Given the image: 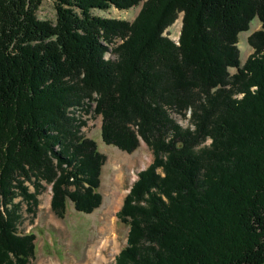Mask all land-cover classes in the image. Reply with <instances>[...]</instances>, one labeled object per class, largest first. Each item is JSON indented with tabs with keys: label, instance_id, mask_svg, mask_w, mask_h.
Here are the masks:
<instances>
[{
	"label": "trees",
	"instance_id": "obj_1",
	"mask_svg": "<svg viewBox=\"0 0 264 264\" xmlns=\"http://www.w3.org/2000/svg\"><path fill=\"white\" fill-rule=\"evenodd\" d=\"M43 1L0 0V264L34 258L15 229L42 183L59 219L68 201L100 207L106 157L69 112L91 103L104 144L153 155L116 214L129 231L113 264H264V0H51L55 23ZM140 4L132 22L92 13Z\"/></svg>",
	"mask_w": 264,
	"mask_h": 264
},
{
	"label": "rangeland",
	"instance_id": "obj_2",
	"mask_svg": "<svg viewBox=\"0 0 264 264\" xmlns=\"http://www.w3.org/2000/svg\"><path fill=\"white\" fill-rule=\"evenodd\" d=\"M138 7H130L127 11H118L111 8L107 11H93V15L105 18H113L132 22L140 10ZM39 20L55 23L56 11L51 0H44L36 11ZM181 28V15L165 32L173 41H177ZM261 29L259 21L255 18L249 27V31L238 35V50L240 52L241 66L246 59L253 53L248 44L249 35ZM114 59L113 54L107 52L104 59ZM234 69H229L233 74ZM95 103L85 107L87 112L82 110L70 109V117L78 118L84 122L80 128V134L92 139L97 150L106 157L102 167L100 177V187L98 192L102 196V203L98 209L91 214H84L75 211L73 204L68 201L63 219H59L50 209L51 192L49 187L42 183L43 188L37 195V207L33 213L27 212L26 204L21 205V221L17 224L16 233L35 235V256L29 264H86L90 262V250L95 244L104 237L110 235L108 232L109 224H114V230L118 235V244L109 246L108 250L103 251L104 262L101 264H113L115 257L126 246V236L128 227L121 224L116 214L122 206L123 199L129 192L130 187L136 180L137 173L145 169L152 161L151 150L141 141L140 146L132 154H127L118 150L116 147L106 145L101 140L100 126L101 117H94ZM187 119L183 120L176 113H171V117L182 127L189 126ZM192 127V126H191ZM193 128V127H192ZM33 192V187L26 183ZM18 200V199H16ZM15 200V201H16ZM106 230V231H104Z\"/></svg>",
	"mask_w": 264,
	"mask_h": 264
},
{
	"label": "bare ground",
	"instance_id": "obj_3",
	"mask_svg": "<svg viewBox=\"0 0 264 264\" xmlns=\"http://www.w3.org/2000/svg\"><path fill=\"white\" fill-rule=\"evenodd\" d=\"M114 224H109L108 227V232L110 233V235H104V237H102V239L98 242V244H95V246L92 247V249L90 250V262L86 263V264H101L104 262V256H103V251H105L106 249L108 250V248H110L109 246H113L116 247L118 244V235L114 232ZM106 231V230H104Z\"/></svg>",
	"mask_w": 264,
	"mask_h": 264
},
{
	"label": "clouds",
	"instance_id": "obj_4",
	"mask_svg": "<svg viewBox=\"0 0 264 264\" xmlns=\"http://www.w3.org/2000/svg\"><path fill=\"white\" fill-rule=\"evenodd\" d=\"M208 146H211L212 140L211 138H208L205 142Z\"/></svg>",
	"mask_w": 264,
	"mask_h": 264
},
{
	"label": "water",
	"instance_id": "obj_5",
	"mask_svg": "<svg viewBox=\"0 0 264 264\" xmlns=\"http://www.w3.org/2000/svg\"><path fill=\"white\" fill-rule=\"evenodd\" d=\"M51 189V188H50Z\"/></svg>",
	"mask_w": 264,
	"mask_h": 264
}]
</instances>
